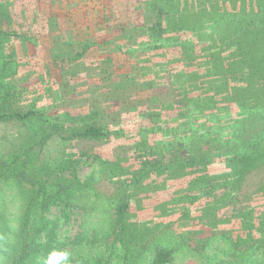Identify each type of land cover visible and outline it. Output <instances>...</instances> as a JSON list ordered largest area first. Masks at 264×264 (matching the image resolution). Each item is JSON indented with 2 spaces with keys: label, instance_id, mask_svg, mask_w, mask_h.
Returning a JSON list of instances; mask_svg holds the SVG:
<instances>
[{
  "label": "rangeland",
  "instance_id": "rangeland-1",
  "mask_svg": "<svg viewBox=\"0 0 264 264\" xmlns=\"http://www.w3.org/2000/svg\"><path fill=\"white\" fill-rule=\"evenodd\" d=\"M142 1L143 7L153 10L154 18H138ZM102 2L117 11L107 21L97 16V21L86 20L84 9L93 12ZM172 3H176L173 12L168 5ZM262 3L264 0H153L150 4L149 0H0V11L8 16L0 22L7 33L0 34V89L4 95L20 89L27 98L25 107L49 117L32 124L0 123V163L5 170L0 177V264H13L24 244L31 254L25 264H64L58 259L64 251L68 264H89V260L119 264L126 252L141 264L158 249L170 251L171 264H264L260 249L252 253L247 248L244 257L241 254L244 247L264 237V133L261 138L253 137L255 129L248 122L237 132L239 141H253L231 148V156L237 161L249 158V163L227 186L211 179L228 161L217 155V147L211 148L216 157L206 166L173 165L166 157L157 171L148 170L162 158L166 133L160 130H168L167 123L176 117L182 98L181 90H174L173 69L165 64L190 68L207 59L211 74L203 78L205 82L193 76L188 81L199 84L197 90L192 88L193 93H201L198 98L216 99L223 106L235 101L264 103V79L260 77L264 66L255 61L254 51L264 46V40L255 38L254 46L250 44L254 38L247 36L252 27L264 24ZM244 11L250 12L246 16L252 23L245 21ZM224 16L228 20H222V26L223 22L232 25V19L241 16L237 21L244 23L239 32L243 38L234 34L220 44L218 36L224 32L205 29L216 22L215 17ZM116 22L129 24L134 30L131 40L141 37L139 47L123 53L110 44L100 45L103 37L113 35L102 30L104 25ZM142 24H146V34L144 28L135 29ZM161 25L176 30L169 34L175 39L166 47L153 44L159 30L163 31ZM12 32L32 41L18 40L9 35ZM85 39L92 43L85 54L77 59L69 55L68 50L80 49L77 42L69 43ZM188 56L193 57L186 59ZM219 56L225 57L230 68L239 69L236 75L227 68L222 81L217 78L226 73L220 70L226 64ZM148 83L153 86H142ZM207 84L211 89L202 92ZM133 113L139 118L131 116ZM90 122L106 123V135L92 139L72 136ZM230 168L223 166L226 172ZM51 171L56 174L47 176ZM133 176H139L135 183L118 188L120 181L128 182ZM39 180H46L50 191L68 185L76 205L69 220L58 223L56 237L62 247L48 255L40 247L48 236L39 207L25 231L20 227L21 215ZM125 195L129 209L123 235L116 236L114 205ZM56 216L58 208L52 206L45 220ZM223 232L237 242L238 249L228 248ZM247 234L252 237L248 244Z\"/></svg>",
  "mask_w": 264,
  "mask_h": 264
},
{
  "label": "trees",
  "instance_id": "trees-1",
  "mask_svg": "<svg viewBox=\"0 0 264 264\" xmlns=\"http://www.w3.org/2000/svg\"><path fill=\"white\" fill-rule=\"evenodd\" d=\"M153 0H149V4ZM102 2L101 5L98 7V9L94 10H87L84 9V18L86 20H89L90 18L94 21H97V17H99L102 21V19H105L106 17H109V14L111 12L117 11V9L112 7L110 4L107 6L106 3ZM141 2V15L138 18H147V16L151 15V18H154L155 15H153V10H148L146 6L143 7ZM155 3V1H154ZM264 5V3H262ZM138 5V6H139ZM171 5L172 12L176 11V3L168 4ZM166 5V6H168ZM113 9V10H112ZM168 9V8H167ZM245 17L243 19H246V22H251L249 18L247 17L250 12H242ZM242 15V16H243ZM247 15V16H246ZM92 16H95L92 18ZM97 16V17H96ZM250 16V15H249ZM252 16V15H251ZM7 16L6 12L0 11V22L5 20ZM166 17H169V12H167ZM224 17H215L214 20L216 22L210 23L212 25L211 27H205V29L213 30L216 34L222 31L224 33L220 34L222 37L218 36L219 43H224L226 41L231 40L232 35L236 34L240 37H244L239 34V32L243 31L244 23L241 21L240 23L237 20H240V18L232 19L234 20L232 25L228 22H223L222 26V20L227 21L228 19ZM217 18V19H216ZM250 19L253 21V18L250 17ZM107 21V18L105 19ZM166 24L167 22L164 21ZM212 22V20H211ZM252 23V22H251ZM155 25L154 23H151ZM239 24V25H238ZM227 25V26H225ZM247 25V24H245ZM258 25V24H257ZM163 25H161L162 27ZM242 26V27H240ZM260 27L256 28L255 26L252 27L251 30L248 31V37H252L253 41L250 43L251 45L256 44V39H263L264 40V24L258 25ZM77 28H80L78 25ZM146 24H142L141 26L135 27L136 30H140L141 28H144V34H146ZM226 27L227 30L224 28ZM115 30H114V29ZM254 28V29H253ZM155 29V28H154ZM104 32L108 31L112 33L113 35L111 37H103L100 41V45H106L110 44L116 51L125 52L129 51V49H132V47H139L141 42L139 41V38L137 41L131 40V34L134 30L130 28L129 24L126 22L124 23H117L116 24H105L102 28ZM172 25H168L166 27L163 26V31L159 30V34L155 36V41L153 44L160 45L161 43H164L165 47L166 44L169 45L170 40L174 41V38H171L169 34L174 33ZM114 31L116 33L114 34ZM231 31H237L236 33ZM7 34L5 30H3L2 26H0V34ZM227 33V34H226ZM226 34V35H224ZM245 34H247L245 32ZM12 37L21 40L30 42L32 41V38L29 36H26L24 34H18L16 32H12ZM108 36V35H107ZM120 36V37H119ZM117 37L118 39L117 41ZM224 37V38H223ZM122 40L123 42H120ZM131 40V41H130ZM142 41V40H141ZM166 41V42H165ZM80 45V49L74 51L68 50L69 55H72L73 58L77 59L79 57H82L86 50L91 46L90 40H82V41H76L72 40L71 46L73 44ZM210 42V41H209ZM264 42V41H263ZM218 43V44H219ZM68 44V43H67ZM213 46L214 43H211ZM173 47H176L174 45ZM264 46H261L263 48ZM258 49L257 47L254 50L257 54L255 57V61H258L261 66H264V48L262 50ZM74 52V54L72 53ZM166 54V52H165ZM185 55V54H184ZM167 56V54H166ZM168 57H171L170 55ZM178 57V56H177ZM193 56H188L186 59H190ZM210 57V56H209ZM221 62L223 64H226L225 67H223L220 70H223V72H226L227 68H229V72L231 75H236L239 69H235V67L230 68V64L228 62H225V57L219 56ZM179 59V57H178ZM177 59V61H178ZM207 59H202L201 61H198L197 64H195L194 67H172L169 64H165L166 68L173 69V80H176L174 83V90H181L180 98L179 99V107L176 110V117L171 122H168V130H160L164 131L166 133V137L164 139V143L161 146V157L160 159L156 160L153 164L149 165L150 171H157L160 167V164L162 163L163 158L169 157L170 163L173 165H190V166H202L206 163H211V161L216 157V154L211 150V148L218 149V153L220 152L219 157L221 159H227L228 161L224 163L219 171L216 173H212L213 176L211 179L216 183L217 185L221 186H227V184H231L235 181L236 178H238L239 175H241V172L243 171V168L249 163V158H243L241 160H235L231 155L232 152H230L231 148L236 147L239 143L242 145V147H245L244 145H247L248 142L250 143L253 141V139L249 138L246 142L239 141L238 133L239 131H243L242 128L246 127L247 122L248 125H252L251 127L255 130L253 131L252 136L255 135H261V133H264V103H256L250 105L245 104L240 101H235L233 105L229 106H223L218 104V100L214 99L213 102L206 101L205 98H198L201 93H193L192 88L199 87V84L197 82H188L192 81L191 77L193 76L196 80H199V82H205L203 78L208 77L209 73L211 74V67L208 65ZM230 60V58H229ZM199 63V64H198ZM176 66V65H175ZM240 68V67H239ZM227 75V72L223 74H219L217 78L222 81V77H225ZM191 76V77H190ZM261 79H264V74L262 72L260 73ZM207 79V78H206ZM194 81V80H193ZM247 81V80H246ZM202 82V83H203ZM142 85V84H141ZM208 85V84H207ZM144 88L153 86L152 83L143 84ZM141 86V87H142ZM209 85L205 90H210L208 88ZM205 88V87H204ZM18 89V88H16ZM20 90V89H18ZM18 90H12L11 92H8L7 95H4L5 93L2 92L3 90L0 89V123L6 122V121H18L21 123H35L39 121H48V116L44 115L43 112H41L38 109H35L33 107H25V101L27 98L23 96V92H20ZM5 91V90H4ZM15 92V93H14ZM18 92V93H17ZM211 95V94H210ZM260 104V105H258ZM135 113V112H134ZM131 114V116L135 118H139V116L135 114ZM250 118L252 119V122L249 121ZM257 122V123H256ZM250 123V124H249ZM260 123H263L262 126H259ZM115 124V123H114ZM113 124V125H114ZM154 125H159L154 124ZM108 125L106 123H85L83 126H81V129L78 131L73 132V137L78 138H97L100 136L106 135L108 132ZM157 127V126H151ZM152 130V129H150ZM262 136V135H261ZM260 136V138H261ZM256 138V137H255ZM244 143V144H243ZM204 147L207 148V150H204ZM215 155V156H214ZM15 157H18L16 155ZM171 157V158H170ZM171 159H175L172 161ZM233 162V163H232ZM230 163V164H229ZM223 166L225 167H232L228 172H226L223 169ZM146 167V165H142L140 168L143 169ZM140 169V170H141ZM227 169V168H226ZM228 170V169H227ZM5 172L3 165L0 163V177ZM137 173H139V170H136ZM135 171L132 172L134 175L136 173ZM52 174H56V171H51L50 173L47 172V176H50ZM137 177L139 176H133V178L130 179V181H120L118 183V188L123 187L126 184V187L132 185L137 181ZM222 179V180H220ZM31 183H35V181L31 180ZM38 187L35 190V194L31 199H28V202L26 204V208L24 209L21 219H20V227L21 231H25V228L29 222H31V216L34 212L35 208L39 207V216L41 215V225L45 227V230H47V236L48 239L45 241V243L40 246L41 249L44 251V255H48L51 251H59V249L62 247L60 245V242H58L56 237V230L59 226L60 219H63L64 221L69 220L71 214L74 211V207L76 206L73 203L70 187L68 185H60L58 188H56L54 191H50L47 187L46 180H39L36 181ZM52 206H56L58 208V216L57 218H54L51 221L45 220V214L50 210ZM129 209V201L128 196L125 195L121 200H119L114 205V212H113V233L116 236L123 235L124 231V218ZM34 218L32 217V220ZM223 240L226 241V244L228 248L238 249L237 242L231 239L226 232H223L221 234ZM252 237L250 234H247L246 240L247 244L248 241ZM261 242L257 243H250L248 247L244 251H242V257L245 255V252H248V250H251V252H255V250L260 249L262 251V254L264 255V237L260 240ZM55 243V245H53ZM57 243V244H56ZM246 244V245H247ZM37 246V248H40ZM253 247V248H252ZM248 248V250H247ZM255 249V250H254ZM243 250V249H242ZM239 253L240 257V249L237 251ZM64 254L67 255V252L64 251ZM31 254L26 249V244H24V247L21 249L19 255L17 258L13 261V264H25L26 258H28ZM171 253L169 250H157L155 254L151 257L150 260H147L144 263L141 264H171ZM122 259L119 262V264H140L138 261H134V258L131 254L125 253L122 255ZM106 263V262H105ZM108 264H113L110 261H107ZM64 264L66 261L64 260ZM78 264V263H76ZM80 264H82L80 262ZM88 264V263H83ZM89 264H100L97 260H89ZM118 264V263H116Z\"/></svg>",
  "mask_w": 264,
  "mask_h": 264
},
{
  "label": "clouds",
  "instance_id": "clouds-1",
  "mask_svg": "<svg viewBox=\"0 0 264 264\" xmlns=\"http://www.w3.org/2000/svg\"><path fill=\"white\" fill-rule=\"evenodd\" d=\"M58 259L66 261L67 260V255L66 254L61 255V256L58 257Z\"/></svg>",
  "mask_w": 264,
  "mask_h": 264
}]
</instances>
